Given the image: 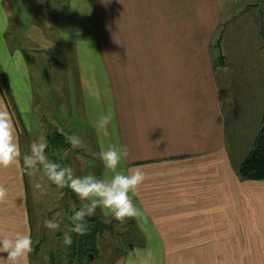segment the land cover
<instances>
[{"label":"crops","instance_id":"crops-1","mask_svg":"<svg viewBox=\"0 0 264 264\" xmlns=\"http://www.w3.org/2000/svg\"><path fill=\"white\" fill-rule=\"evenodd\" d=\"M59 2L54 27L25 41L35 64L46 63L40 86L23 45L3 38L2 5L0 109L11 113L20 150L21 124L30 139L44 138L47 119L81 140L101 179L111 176L102 144L127 149L119 170L145 173L130 193L142 214L125 218L138 239L111 264H264V180L237 174L264 113V0ZM22 165L0 167V236H32Z\"/></svg>","mask_w":264,"mask_h":264},{"label":"rangeland","instance_id":"rangeland-1","mask_svg":"<svg viewBox=\"0 0 264 264\" xmlns=\"http://www.w3.org/2000/svg\"><path fill=\"white\" fill-rule=\"evenodd\" d=\"M59 3V0H3L0 3V27L3 24L1 19L3 14L2 5L8 13L9 24L3 38L11 45H23L24 54L28 55L31 60L30 62L28 59L33 81L39 86L43 84V82L40 83L39 70L45 73L47 66L43 62H41L42 64H38V66L35 64V60L31 59L33 57L32 52L28 49L25 41H40L41 36H44L47 31V25L52 28L54 27L51 13L58 8ZM230 3L235 4L231 1ZM253 8L257 7L254 6ZM33 14L37 15V20L41 22L38 23L39 25L33 23V19L36 17ZM18 16L21 18L19 19ZM36 93L43 94L44 92L36 90ZM18 99L21 107L26 109V101L28 102V99L25 97H19ZM49 99L53 106L51 101L53 98L50 97ZM75 99L77 98L72 97L71 101L74 103ZM76 101L78 102V100ZM76 117H79L78 121L82 120V116L79 114H76ZM17 119L20 125L19 116H17ZM81 123H84L83 120ZM55 124L59 125L51 119H47V123L43 120L44 128L42 127V131L44 130L46 134H50L53 132V125ZM21 129L22 141L23 143L25 142L22 145L21 153L30 154L33 142H38L43 137L34 135L30 139L22 128V124ZM80 145L74 147L70 144V147L66 148V145L49 143L44 151L50 161L59 163L62 166H70L76 177L94 176L101 179L102 166H100L99 161H96L95 157L88 153L89 151L86 152L85 149L79 148ZM26 175L33 240V251L29 256V264H111L126 243L138 239L136 230L128 219H124L123 221L116 219L117 228L114 231L106 228L103 232L96 234V255L91 259L89 257L87 259L86 255L81 251L85 242V232L84 230L82 232L71 231L73 226L69 220L77 207L79 209L88 204L89 201H81L67 187L57 188L47 180L40 165L37 166V170L32 175H28L27 173ZM37 183H41L43 187L37 189L35 187ZM97 211L98 208H96L95 213L91 216H96ZM45 220L56 222L59 228L52 230L45 227ZM66 232L72 237V243L68 246L63 244V237Z\"/></svg>","mask_w":264,"mask_h":264},{"label":"clouds","instance_id":"clouds-1","mask_svg":"<svg viewBox=\"0 0 264 264\" xmlns=\"http://www.w3.org/2000/svg\"><path fill=\"white\" fill-rule=\"evenodd\" d=\"M60 38L70 39L69 32L62 31ZM68 139L74 147L81 143L75 136ZM46 147V139L41 138L38 142H33L30 154H22L11 113L0 109V167L7 168L19 163L22 159V171L32 175L40 165L47 180L57 188H71L81 201H89L88 204L77 209L74 216L70 218L77 222L71 231L82 232L83 227L80 222L86 216L93 215L97 207H101L106 213H110L115 219L121 221L126 217H136L142 214L141 210L133 203L132 195L135 194V188L144 181L145 173L139 168L130 175L119 170L121 162L127 156V149L124 146L110 143L105 147L102 144L100 160L106 172L111 174L108 179H98L94 176H74L70 166H62L48 159L44 151ZM35 187L41 189L43 185L37 183ZM6 195L7 190L0 186V200L4 199ZM44 226L52 230L59 228V225L51 220H45ZM71 243L72 237L66 232L63 244L68 246ZM32 251L33 240L30 232H15L0 236V253H7L6 257L0 255V264H29V256Z\"/></svg>","mask_w":264,"mask_h":264},{"label":"trees","instance_id":"trees-1","mask_svg":"<svg viewBox=\"0 0 264 264\" xmlns=\"http://www.w3.org/2000/svg\"><path fill=\"white\" fill-rule=\"evenodd\" d=\"M45 139L48 145L49 143H51L66 145V148L70 147L69 141L57 131H53L50 134L46 135ZM237 174L241 179L264 180V113L261 117L259 129L256 133V136L254 137L252 147L238 166ZM68 190L71 191L73 195H75L71 188H68ZM77 209L78 207L76 208V210ZM75 211H73L71 217L74 216ZM95 219H97V216H86L85 219L80 222L85 232V242L83 243L84 248L82 247V249H80L81 251H83V254L86 255L87 259H89L87 256L89 253V240L87 234ZM69 222L73 227L77 223L72 219H70ZM96 251L97 249L94 251V255H96Z\"/></svg>","mask_w":264,"mask_h":264},{"label":"water","instance_id":"water-1","mask_svg":"<svg viewBox=\"0 0 264 264\" xmlns=\"http://www.w3.org/2000/svg\"><path fill=\"white\" fill-rule=\"evenodd\" d=\"M112 230V222H105L101 219H95L93 224L91 225L87 237L89 240V253L88 257L91 259L94 256V251L97 249L96 247V234L103 232L104 229Z\"/></svg>","mask_w":264,"mask_h":264},{"label":"built area","instance_id":"built-area-1","mask_svg":"<svg viewBox=\"0 0 264 264\" xmlns=\"http://www.w3.org/2000/svg\"><path fill=\"white\" fill-rule=\"evenodd\" d=\"M230 1L233 2V3H235V4H237V3L240 2V0H230Z\"/></svg>","mask_w":264,"mask_h":264}]
</instances>
